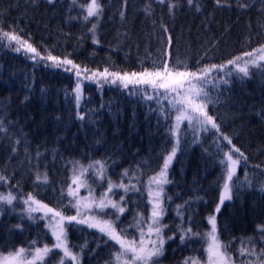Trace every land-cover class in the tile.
Returning a JSON list of instances; mask_svg holds the SVG:
<instances>
[{
    "label": "trees",
    "instance_id": "16d2710c",
    "mask_svg": "<svg viewBox=\"0 0 264 264\" xmlns=\"http://www.w3.org/2000/svg\"><path fill=\"white\" fill-rule=\"evenodd\" d=\"M34 1L38 4L54 7H58V5L64 7L65 5L66 8H74L75 6L72 0H64L63 2H53L48 0ZM78 1L79 0H76V2ZM81 1L85 2L88 0ZM138 1L141 2L142 0ZM199 1L204 3L206 0ZM199 1L193 0L191 5L187 4L192 13L194 11L196 14L201 13L200 10H202V7ZM207 1L212 3L219 2L222 3V5H225L224 3H226L224 0ZM99 2L103 6L104 10L102 16H104L103 18L105 19L106 11L103 0H99ZM54 3H57L58 5ZM154 4L156 6L165 7L168 15V5H177V2L165 0L164 3H160L159 0H154ZM236 4L242 6L246 5L245 12L257 19L260 24H264V0H236ZM128 5H124V7H128ZM147 5L146 2L144 4L145 13ZM197 8L200 10L197 11ZM174 11L175 8L172 10V13ZM121 12H118L120 18H122ZM224 12L229 11L224 10ZM123 13L124 17L122 19H124L127 24V30L121 34V38L124 41L121 47H116L113 44H110L114 49L112 52L105 46V49L109 54L105 60L98 61L106 62L103 64L104 66L95 65L96 60L86 52L85 55L89 58V61L82 65L83 68L87 70L108 69V71L140 72L145 69L155 70L157 64H159V67L162 69V61H167L170 67L174 65L177 66V71L196 70L197 68L212 65H225L224 68L214 69L212 71V75L217 74L223 79L218 85L206 89L210 92V98L213 100V103L208 106L207 110L219 125L220 132L227 135L231 141L237 145L236 147L247 157L246 163L241 160V163L237 167V172L243 177L236 176L234 181L231 182V184L234 185L232 187L233 191L231 190L233 199L237 200L240 197H244L245 195L241 193V191H250L253 193V197L247 198L243 201V209H241V205H237L236 203L225 202L217 214L218 232L222 243L230 245L228 252L234 260L236 258L239 264H249V262L255 264L259 258L255 255L248 254L247 250L254 249L257 253L264 250V172L259 176H255L252 171H263L262 169H264V165L259 166L257 161L264 162V160L254 156L250 151V148L253 144H257L258 147L264 151V132L261 129H243L242 132H240L239 127H236L233 124L241 125V121L246 118L243 117V114L253 112L249 106L250 103V105L254 106L256 111H260L257 115L258 117L264 116V64L259 63L258 65L257 63L256 66L248 70L249 75L244 76L233 69L234 66H238L237 64L228 66L227 61H229V57L239 56L244 52H252L253 49H258L260 44H258L257 41H259L261 37L264 39V31H262L261 28L251 30L250 33L254 36L252 38V44H250V41H243L239 42L236 47L229 34L218 29L213 32V34H216L219 39L217 44L212 48L213 51L206 50L202 52L198 58H196L197 55L191 58H186L185 56L176 53L174 43L171 45L167 43V33L172 35L169 23H165V26L168 29L167 32H164L162 27H157V32H153L141 26V23L135 17L134 5L132 6L131 12L127 13L125 11ZM229 13L222 14L224 16L223 18L219 14L222 18V23L226 24L230 21L231 14ZM181 17L183 18V16ZM172 18L173 16L170 20ZM31 27L32 29H29ZM19 29L20 26L18 25L14 28L9 25L6 27L0 24V31L12 33L18 36L21 40L24 36L22 35V37L19 35ZM36 29L39 32L38 24L25 27L23 28V31L27 33L29 31H36ZM88 32H90L89 29ZM96 33L97 32L95 31V36H97ZM2 34L4 35V33H0V40H2V45L0 46V60L4 61L0 68L3 71L0 73V138L3 143L0 145V149L5 152L0 155V175L5 176L7 180L6 183H0V194L8 195L9 193H12L18 198V196L31 193L33 196L46 202L54 211L72 214L73 211H75L72 197L69 194L72 182V168L78 166V164L90 165L94 159L101 157V161L105 162V165L107 166V174L110 176L111 180H120L121 183L128 181V183L124 184L127 186L131 182L135 183L132 191L133 195L129 196V194H126L124 197L125 212L122 215L123 220H125L124 226L126 227L128 224L134 225L137 218H142L144 221L143 227H146L147 215L150 210V205L147 201L146 186L143 187V184H141L139 179L141 176L136 174V171L130 168V164L135 162L128 163L126 157L129 155L122 154V150L124 143L128 139L127 136H130L133 133L135 134V131L128 134L129 126L133 123V128L136 129L139 124L140 115H143V120L152 122L151 125H148V129H150L148 132L149 134L153 133L156 135V133H162V130L165 132V134L162 133L163 138H161V140L166 144V149L152 147L148 152L150 151L164 160L166 154L170 151L172 144H177V140H175L173 135L169 132V128L172 126L171 119L173 113L160 103L157 91L152 85L148 84L136 85L135 87L133 85H128V87H124L121 82L117 81L116 83H112V80H107V82L104 81L106 82L105 84L95 88L91 83L83 82L84 97L80 106L82 114L80 117H77L74 115V110L77 108L74 101V86L77 80L76 75L71 69V71L66 70V68L68 69L70 66L62 65L60 68H55L51 66L52 62L47 61L49 55L59 57L61 53H67L71 60L73 58V60L80 65L81 61L79 60V56L74 54L70 55L66 49V47H75L72 45H64L54 48L51 51H45L42 49L39 52L40 57H43V59L39 58L33 60L29 57L28 51L24 47H21L20 43L17 41H11L9 37L8 39L3 38ZM36 34H38L37 31ZM82 34L93 36L92 32ZM136 42L137 48H135ZM17 49H19V51H17ZM217 51H221V54ZM30 60L33 61V63L27 68ZM230 84H233L234 87H236L235 89H249L245 92H240L241 94L230 88L228 92H219L220 88L230 87ZM39 90L42 91L38 96L37 93ZM232 91H234L233 95H235L236 98L242 96L243 102L238 105V109L234 110L232 115H229L235 120L227 121L224 119V115L219 113L218 105H230L229 100L226 99L225 95L230 94ZM150 96L152 99H148ZM36 97L43 98L39 99ZM30 99L33 102L32 105H30L32 111L36 108L42 109V107H44L43 111L46 113L48 112L51 117L53 116L52 111L57 114H64L67 110H70L69 115L72 118V122L68 125L72 129L73 139L82 150L81 158H79L80 162L69 155L66 166L62 169L65 171H60L58 175H54L52 178L48 176V173L47 183H45L43 179L45 173L39 174L41 179L37 181V174H34L32 168L27 164H25L27 170H7L4 168L9 160L14 159L21 154L20 152L23 151L22 149L27 144L31 145L32 143L37 142L45 145L39 150L32 147H25L27 150H29L28 148L33 149L29 150L31 153H22L27 154L29 158H32L33 156L42 157V154H45L46 152L54 151L49 154L51 156L56 155L57 153V149L49 148V143L47 144L43 141L45 139L44 135H42L44 127L42 128L41 125L37 123H35V125L30 123L29 120L31 116H29V111L20 114L17 110L19 102L27 100L25 101L27 104ZM120 100H122V102H120ZM124 107L131 109L133 114L123 113L122 109ZM167 107L169 106L167 105ZM166 113H168L167 117ZM112 117L115 120H119L121 124L124 123V126L122 127L124 133L123 137L120 140V144L116 143L118 148L113 149L109 147V143L104 145L105 141L109 140L110 135H106L103 131L105 122ZM91 120L97 124L96 129H94V132L97 134L92 137L89 136V138H77L76 134L80 131L77 127L84 126ZM73 123L78 124V126H71ZM20 124H22V128L25 129V132H21L23 134H18L17 132V126L19 127ZM234 134L242 137L243 142H239L237 138L234 137ZM41 140L43 142H41ZM217 140H223V137L217 133L216 130H209L199 138H196L191 134H187L182 138L179 137V146L177 145L178 152L173 164H176V166L186 175V172L189 169V167L186 166L187 160L193 154L186 151L185 145L190 143L191 145L196 144L206 146L208 145V142ZM5 143L9 144L6 148ZM221 145L223 146L222 148ZM227 146L228 145L226 144L218 143L215 150L213 149V151H210V155L213 157L212 160L217 164L216 169L213 167L210 170L214 169L218 171V178L213 175L217 181L208 182V178H204L201 172L195 179L202 180L203 183L196 187L192 192L188 190H182L180 192L171 191V188L166 185L164 192L166 206L164 208L165 214L162 222L163 225H167L168 227L163 228V235H168L172 237V239L165 242V245L163 246L164 254L160 259H156L157 264H184L186 259L187 264H190L189 260L192 256L196 259L203 258L205 249L204 251L200 249L197 250L195 247L188 244L189 240H192L193 242H195L196 239H199L201 242H203V240H201L199 236H188L185 242L182 243L181 235L184 234V230L189 228L192 233L200 234H203V231L207 230V216L199 215L198 209L210 208V212H212L218 202V199L206 200V198L207 196H212L214 194H217V197L219 196L220 184L223 181L221 173L224 170L219 162L222 160L223 150ZM149 153L146 151L147 155H144L148 156ZM236 156L238 158V154H236ZM125 170H127V175H123ZM194 171L199 173L197 170ZM157 172L158 170L156 173ZM129 175H132L133 178L128 179ZM143 178L144 181L147 182L149 177ZM120 191L123 193L122 190H116L114 192L116 197L121 195ZM179 196L185 199V203H182V205L176 201ZM17 198L15 200H17ZM15 200L12 205L0 201V240H2L0 241V252L13 251L21 246L39 247L50 245L53 239L44 222L36 216L30 218ZM64 206H68L67 210H65ZM178 206H183L179 210L180 215H178L177 211ZM230 212H237L238 216L236 217L238 218H233V220H231L228 217ZM259 218H261V220L255 223V219ZM65 222L68 223L67 221ZM233 227L236 229L248 228L250 230V236L247 234L242 235V232H240L241 236L237 235ZM136 231L137 228L135 227L134 232ZM256 231H259V233H256ZM67 234L70 247L79 253L81 258L79 264H105V262L108 261V255L110 253L113 255V253L115 254L117 252L116 242L96 229L87 228L84 225L82 226L72 222L71 226H67ZM105 241H107V243H105ZM175 241L180 250L175 246ZM85 244L86 246L82 248L81 246ZM241 249L246 250L243 256L240 255ZM103 251L106 252L103 253ZM178 251H185L188 254L181 256ZM177 253L179 255H177ZM58 259L59 252L53 251L43 264H57Z\"/></svg>",
    "mask_w": 264,
    "mask_h": 264
},
{
    "label": "bare ground",
    "instance_id": "6f19581e",
    "mask_svg": "<svg viewBox=\"0 0 264 264\" xmlns=\"http://www.w3.org/2000/svg\"><path fill=\"white\" fill-rule=\"evenodd\" d=\"M51 1L63 2L64 0ZM170 1L177 2L178 6L175 7V11L172 14L167 15L165 7L156 6L154 4V0H142L141 2L138 0H103L106 11L105 19L101 14L99 21H97L95 18H89V21H85L83 18L87 14L86 5L90 2V0L85 2H82L81 0L76 2V0H72L75 5L74 8H66L65 5L64 7L59 6L57 3L54 4L58 5V7L47 6L44 4H38L34 0H0V24L6 27L7 25H9L14 28H16L17 25L20 26L19 35L24 36L21 41H27L34 48H36L37 52L39 53V57H37L36 59L40 58L39 51L42 49H44L45 51H51L54 48H58L64 45H72L75 48L66 47L67 52L70 55L74 54L76 56H79L81 64H86L89 61V58L85 55L87 52L93 59L96 60L95 65L97 66H104L103 64L106 63L98 62L105 60L109 54L105 49V46L106 48H108V50L113 52L114 49L110 44H113L116 47H121V45L123 44L124 41L121 38V34L122 32H125V30H127V24L124 19L120 18L119 13L121 11H126L127 13L131 12L133 5L135 8V17L141 23L142 27H145L146 29H149L153 32H157V27H161V25L165 26V23H169L172 35H170L169 33H167V35L168 37L171 36L172 38L171 44L174 43L175 50L178 55H183L186 58H191L195 55H197L196 58H198L202 52L206 50H212L214 45L219 41L216 34H213V32L218 29L222 30L224 33L229 34V36L233 39V44L236 47L239 42L243 41H250V44H252V38L254 36L250 33L251 30L261 28L262 31H264V24H260L257 19L247 14L245 12L246 5H237L236 0H224L226 2L224 3L225 5H222V3L219 2L212 3L207 0L204 3L199 0H195L199 1L202 7V10H200L201 13L198 14H196L195 11L192 13L187 5V0ZM146 2L148 5L146 9L147 11L145 13L144 4ZM124 5H128V7H124ZM224 10L229 11L230 13L224 12ZM224 13L231 14L230 21L226 24L221 22L222 18L224 17L222 14ZM219 14L222 18L219 16ZM172 16L173 18L170 20ZM181 16H183V18ZM32 24H38L40 33L37 29L36 31L38 34H36V31H29L27 33L23 31V28L33 26ZM93 24H96L95 31L97 32V36H95V39L98 41V43H93V36L89 34H82L90 33L91 31L88 32V29H91ZM29 29H32V27ZM257 43L260 45L264 44L263 37H261L260 40L257 41ZM24 48L26 49V47ZM135 48H137V42ZM217 52L221 54V51ZM244 53L239 56L229 57V60H233L236 57H242V59L237 63V65H241L245 63L249 58L243 57ZM258 54L260 53H256L253 56ZM28 55L29 57H31V59H33L32 57L34 54L28 52ZM62 57H68V54L61 53L59 55V58L61 59ZM3 61L4 60H0V68L3 65ZM32 63L33 61L30 60L28 62L27 68H29ZM148 70L154 71V69ZM2 72L3 71L0 69V73ZM239 79L245 80L243 78ZM229 88L237 93L245 92L249 89H235L236 87H234L233 84H230V87L220 88L219 92H228ZM41 91L42 90H39V92L37 93L38 96L40 95ZM234 91L230 92V94L225 95L226 99L229 100L230 105H218V110L220 111L219 113L221 115H224V119H226L227 121L235 120L229 115H232L233 111L238 109V105L243 102L242 96L236 98V96L233 95ZM43 97L36 98L42 99ZM122 100H120V102H122ZM25 101L18 103V112L22 114L29 111V116H31L29 120L30 123L32 125H35V123H37L41 125L42 128L44 127L42 135H44L45 139L43 141H45L47 144L49 143V148L57 149V153L56 155L51 156L49 154L53 153L54 151L46 152L45 154H42V157L33 156L32 158H29L27 154H22L24 152L31 153L29 152V150L25 149L20 152V155L12 160H9L4 168L7 170H27V167L25 166V164H27L30 168H32L34 174L49 173L48 176L52 178L54 175H58L60 171H65L62 169L66 166L69 155L80 162L79 158H81L82 150L78 147L76 141L73 139L72 129L68 125L72 122V118L69 115L70 110H67L64 114H57L52 111L53 116L51 117L48 112L46 113L45 111H43L44 107H42V109L36 108L34 109V111H32L30 105H32L33 102L31 101V99L27 104L25 103ZM250 104L249 106L251 107L253 112H247L243 114V117L246 118L241 121V125H233L239 127L240 132H242L243 129H261L264 132V128H261L264 127V116L258 117L257 115L260 113V111H256L254 109V106ZM122 112L125 114H133V111L128 107H124L122 109ZM81 114V107L74 110V115H76L77 117H80ZM151 124V121L143 120V115H140L137 128H133V123L129 126L128 134L132 131H135V134L133 133L132 135L127 136L128 139L124 143L122 150V154L129 155L126 157V161L128 163L135 162L133 164H130V168L135 170L136 174L140 175L141 178L156 174V171L160 170L164 161L160 156L152 152H150L148 156H146V151L148 153V150L152 147L166 149V144L161 140L165 132L162 130L163 134H149L148 132L150 129H148V125ZM71 126L77 127L78 124L73 123ZM96 126L97 124L92 120L84 126H78L77 128L80 131H78V133L76 134L77 138H89V136L92 137L96 135L97 133L94 132ZM123 126L124 123L121 124L119 120H115L113 117L105 122L103 131L106 135H110V138L108 141H105L104 145H107L109 143V147L111 149L118 148L116 146V143L120 144V140L123 137ZM22 127V124H20L19 127L17 126L18 134H20L21 132H25V129H23ZM234 137L237 138L239 142H243L242 137L235 134ZM43 141L41 140V142ZM2 143L3 142L0 138V145H2ZM222 143L229 146H237L233 141H231V144H228V142L225 140H219V144ZM217 144V141H211L208 142V145L206 146L196 144L191 145L190 143H187L185 145L186 151L193 154L187 160L186 166H188L189 169L187 170L185 175L180 170V168L176 166V164H169L168 176L170 177H167V180L169 181L167 184L171 188V191L180 192L182 190H188L192 192L196 187L200 186L203 183L202 180L195 179L201 172L204 178H208V182L217 181V179L213 177V175L218 178V171L214 169L210 170L213 167L215 169L217 168V164L214 163V160H212L213 157L210 155V151H213V149L215 150ZM44 146V144H39L36 142L32 143L31 145L27 144L24 146V148L32 147L39 150ZM250 151L254 156H257L264 160V151L261 150L257 144H253V146H251L250 148ZM4 152V150L0 149V155H2ZM101 160L102 158L98 157L94 159L91 164H95L96 161ZM257 163L259 166L264 165V162L261 161H257ZM194 170L199 171V173L195 172ZM262 170L263 171H252V173L255 176H259L264 172V169ZM236 176L243 177L238 172L236 173ZM223 183L224 181H222V183L220 184L219 196L217 197V194L207 196L206 200H220V194L223 190ZM231 190L233 191L232 187ZM231 193L232 192L230 191V194ZM241 193H243L245 196L234 200L232 195V198L230 200H227V202H233L237 205H241V209H243V201L247 198H252L253 193H251L250 191H241ZM176 201L180 205H182V203H185V199H183V197L181 196L177 197ZM210 213V208L198 209V214L201 216H209ZM236 216H238L237 212H230L228 214V217L231 220H233V218H238ZM260 220L261 218L255 219L254 222L257 223ZM150 223L151 220H147V224L149 225ZM148 225L145 227L146 230L148 229ZM45 226L47 227L46 224ZM233 229L235 230L237 235H240V232H242V235L247 234L248 236H250V230L248 228L236 229L233 227ZM208 232V230H204L203 234ZM256 233H259V231H256ZM162 237L164 238L165 242L169 241L168 237L170 236L162 235ZM195 242L189 240L188 244L195 247L197 250L200 249L203 251L204 249L206 251L207 246H209L208 243H206L205 241L201 242L199 239H196ZM175 246L178 248V250H180L176 241ZM70 250L73 253H78L71 247ZM178 252L181 256H185L188 254L185 251ZM179 254L177 253V255ZM230 257L232 258V262H234L233 264H239L236 258L234 260L232 256Z\"/></svg>",
    "mask_w": 264,
    "mask_h": 264
},
{
    "label": "snow or ice",
    "instance_id": "6c2138e0",
    "mask_svg": "<svg viewBox=\"0 0 264 264\" xmlns=\"http://www.w3.org/2000/svg\"><path fill=\"white\" fill-rule=\"evenodd\" d=\"M160 3H164L165 0H159ZM187 3L191 5L193 0H187ZM176 4H169V14H172V10L177 7ZM103 6L99 2V0H90V2L86 5V16L83 18L85 21H89V18H95L99 21L100 16L103 12ZM200 9L197 8V11ZM147 11V10H146ZM121 17H124V13L121 12ZM164 32H167L168 29L161 25ZM95 29L96 24H93L92 28L89 29L93 33V43H98L95 39ZM5 36H8L11 41H17L21 44V47H26V50L33 55V59L39 57V53L37 52L36 48H34L31 44L27 41H21L20 38L12 33H4ZM172 38L171 36L168 37L167 43L171 45ZM0 44H2V40H0ZM10 46V45H9ZM19 51V49H17ZM256 53H264V44H261L258 49H253L252 52H246L243 54V57H252ZM43 59V57H40ZM242 57H236L233 60L227 61L228 65L237 64ZM259 59L264 60V55H260ZM47 61L52 62L51 66L55 68H60L62 65L65 66H72L73 68L77 69L76 76L78 79L75 93L76 99L79 103L80 100V83L79 78L81 76V71L79 70V65H75L71 59L65 58L63 61L60 60L59 57L49 55L47 57ZM163 68L159 67V64L155 66L154 71H149L145 69L141 72H131V73H124L121 75L120 73H109L108 69H105L103 73H94L92 77H87L88 79H96L97 76L100 77L101 80H107L110 77H115L112 80V83H116L120 81L123 83L124 87H128L129 84H132L134 87L136 85H152L154 89L157 91V95L159 96V89L163 88L165 90V94H167L170 90H177V86H182L184 83H188L189 85H193L188 89L184 90L186 95L176 99L175 101H170V105L174 108L178 115L175 117L176 123L173 126H170L169 132L171 135L176 136L177 133L180 131V122L182 120H187L189 122V126L191 127L193 124L197 125L199 128H202L204 131H208V126L210 125L211 129H215L217 133H219L223 140L227 141L228 144H231V139L220 132L219 125L215 122V119L212 115L208 113L206 110L210 104L213 103V100L210 98V92L206 90L204 87H196L195 84L203 85L209 82V73L212 69H219L224 68L225 65H212L209 67H204L198 69L196 72L192 71H177V66H169L167 61H162ZM199 63V62H198ZM248 63V62H246ZM251 63H255V61H251ZM187 67V66H185ZM67 70V69H66ZM87 69H85V73ZM238 72L243 73L244 76H248V68L247 67H240L238 68ZM163 81V83H161ZM226 82V81H225ZM148 99H152V97H148ZM200 101V102H197ZM168 113H166L167 117ZM217 143L219 141L217 140ZM179 144V138H177V145ZM223 146L221 145V148ZM15 151V149H14ZM176 147L174 146L171 150V153L164 158L163 165L160 168V171L156 174L155 177L152 178L155 185L160 188L159 192L155 193V199L153 201V207L151 212V223L148 226L147 236L149 237L148 241L145 242V233L143 230L144 221L142 218H137L136 223L132 225V227H136L140 231L141 239L139 242L136 241H126L121 238L120 233H127V229H120V233L116 231L114 224L116 221L120 219L119 215L115 213H111L112 215H116V221H104V220H97L95 217H90L89 219H80L78 220L76 216L65 217L62 216L60 212L54 211L52 208H49L47 205L41 204L40 201L36 200L34 196L29 193L27 199L24 201L25 204H29L31 202L32 205H37V207L29 206L28 212L29 217H31V213L39 210L40 208L46 209L45 215L47 216L48 213L52 214V235L55 237L56 244L54 246L55 249H62L65 258H71L73 261H77V256L72 253L70 247L67 242V232L65 231L66 226H71L72 222H76V224H87L89 228H98L101 233L107 235L111 240L115 241L119 244V250L114 254L115 256V264H157L156 258L162 256L163 252V245L165 243L164 238L162 237V230L163 228L168 227L167 225H161V218L164 215V209L160 202V196L163 191V185L167 184L169 181L167 180L168 174V166L171 163L173 156L175 155ZM233 153L239 154L238 158L233 159ZM225 160H221L219 163L224 168L221 173V178L223 179V190L220 194V202L223 203L225 200H230L232 197L230 195L231 187L233 184L230 182L234 181L236 178L237 173V165L241 163L243 160L245 163L247 161V157L244 155L243 152L239 148H236L234 145L228 152L223 153ZM96 165H100V175L103 178V173L105 171L104 164L100 161L95 162ZM226 165V166H225ZM89 168L94 167L93 164L88 166ZM258 167V166H257ZM123 175H127V170ZM40 175L37 174V181H39ZM44 182L47 183V174L44 175ZM7 178L3 175H0V183H6ZM73 183H77L76 179L74 178ZM39 186V185H37ZM81 187L86 185L80 184ZM114 187H122L125 191H128V186L124 184L115 185L111 181H109V192H111L112 188ZM91 192V189H90ZM70 195L75 196L76 193L70 191ZM105 196L107 193L104 194ZM151 195V194H150ZM17 197L14 196L12 193L8 195L0 194V201L6 202L9 205L13 204V201ZM123 200V197H121ZM77 207L78 214L80 205H73ZM68 206H64L65 210H67ZM86 208H95L99 210L101 215H109L110 213L105 212L106 208H118L119 213H124L125 209L118 207L115 202L108 201L105 203L103 200L99 204H91L85 205ZM183 206H178V215H180V208ZM217 211H219V205L217 206ZM67 221V225L65 224ZM208 223L211 225V230L208 233L200 234V233H192L191 229L184 230V234L181 235L182 243L188 238V236H199L201 240L208 243V251L210 253V259L213 261V264H233L232 258L228 255V250L230 245L222 244L219 240V236L217 234V222L216 216L212 215L208 218ZM156 236L155 240L150 239L152 235ZM168 239H172V237H168ZM36 243V242H33ZM107 243V241H105ZM85 245L81 246L82 248ZM24 249L18 250L15 254H10L9 257L5 258L6 264H23L22 261L19 260V257L24 254ZM50 250L47 246L42 250L37 248L35 253V260L42 261L46 256H49ZM245 249H241L240 255L243 256L245 254ZM248 254L255 255L259 259L255 262V264H264V250L257 253L254 249L247 250ZM130 254V257H129ZM28 264H33L32 261H29ZM61 264H64V260H61ZM105 264H113V262L106 261ZM184 264H187V259L185 260ZM195 264V262H194ZM252 264V262H249Z\"/></svg>",
    "mask_w": 264,
    "mask_h": 264
},
{
    "label": "rangeland",
    "instance_id": "374dc122",
    "mask_svg": "<svg viewBox=\"0 0 264 264\" xmlns=\"http://www.w3.org/2000/svg\"><path fill=\"white\" fill-rule=\"evenodd\" d=\"M0 33H5L4 31H0ZM8 33V32H6ZM4 38V37H3ZM2 44H0L1 46ZM260 55H264V53H261L259 55H256L250 59H248L246 62L248 63H243L241 65H238L236 66L237 68H240L241 66H244V67H247L248 69L255 66L257 63L259 62H264V60H261L259 59ZM65 58H68V57H62L60 60L63 61ZM68 59H71L70 57ZM72 61L75 65H79L77 64L73 58H72ZM251 61H255V63H251ZM83 64H80L79 66V70L81 71V76L79 78V83H80V100H79V103L77 102V99H76V93H75V103H76V106L79 108L80 106V103H81V100H82V97H83V87H82V83L83 82H88V83H91L95 88H98L100 85H103L107 82V80L109 79H115V77H110L109 79L107 80H101L99 76L96 77V79H88L87 77H92L94 73H103L104 70L102 69H88L87 72L85 73V68H83L82 66ZM65 66V65H64ZM82 66V67H81ZM89 68V67H87ZM67 69V68H66ZM76 75V71L77 69L73 68L70 66V68H68L67 70L71 71ZM214 69H212L213 71ZM143 71V70H142ZM212 71L209 73V82L203 84V85H200V84H195L196 87H204L205 89L209 88L210 86H213L214 84L216 83H219L223 78L221 76H218V77H212ZM141 72V71H140ZM192 72H196V71H192ZM109 73H120L121 75H123L124 73H131V72H119V71H112V72H109ZM76 79H77V76H76ZM106 81V82H104ZM77 82H78V79L76 80V83L75 85H77ZM120 82V81H119ZM122 83V82H121ZM161 83H163V81H161ZM183 87L185 86V88L182 87V90H180V87H178V89L180 91H177L175 92V90H171L173 93H170V95L172 96V101H175L176 99L186 95V92L184 90L188 89L189 87H192L193 85H189L187 82L184 83L182 85ZM75 89H76V86H75ZM75 92V91H74ZM175 92V93H174ZM168 96V94H166ZM178 115V112H176L175 114V117ZM175 117H174V125L176 123V120H175ZM183 125H187L189 126V122L187 120H182L180 122V128L183 126ZM190 127V126H189ZM191 128L195 129V130H200L202 128H199L197 125L193 124L191 126ZM6 144V143H5ZM9 144H6L5 148L8 147ZM232 148V147H231ZM230 148V149H231ZM26 148H23L22 150H25ZM29 150H33L31 148H28ZM230 149H228L226 152H228ZM150 152V151H149ZM148 152V153H149ZM226 158V157H225ZM236 156L234 155L233 153V159H235ZM86 165H89V164H86ZM86 165H83V164H78V166H74L72 168V186L71 188L69 189V193L70 191L73 192V193H76L75 196H73V199L72 200H75V205H80V208H79V214H78V209L77 207H75V211H76V214L75 216L77 217L78 220L80 219H89L90 217H95L97 220H104V221H116V215H119L120 216V219L118 221H116V223L114 224V227L116 228V231L118 233H120V229H127V233L124 234V233H120L121 234V237L122 239L126 240V241H136V242H139L140 239H141V236H140V231L137 229L136 232H134V229L135 227H132V224H128L126 227L124 226V222L125 220H123L122 218V215L123 213H119L118 211V208H106L105 209V212L107 213H110L109 215H101L99 213V210L98 209H95V208H86L84 207L85 205H91V204H99L102 200L107 203L108 201H112V202H115L118 207H121L123 208L124 205H125V200H121V198H117L115 197L114 194H112L115 190H123L124 188L122 187H114L112 188L111 192H109V187L107 185H104V184H101L99 186H95V188L93 190H91V192H97V194L95 195H92L90 193V190H89V187L87 186L88 184H90V182H87V178H86V175H84L85 173L87 172H94L96 173V178H100L101 175H100V165H94V167L92 168H89L88 166L85 167ZM169 168V167H168ZM107 172V167H106V170ZM158 173V172H157ZM152 178L156 176V174H153L150 175ZM150 176H147L149 177L147 182L144 181V178H139L140 181H141V184H143V187L146 186V193H147V201L150 203V208L152 209L153 207V201L155 199V193L156 192H159L160 191V188H158L155 183L153 182L152 178ZM167 177H168V174H167ZM74 178L76 179L77 183H73V180ZM133 176L132 175H129L128 176V179H132ZM151 178V179H150ZM150 179V180H149ZM125 183H128V181H126ZM125 183H122V184H125ZM80 184H84L86 186L84 187H81ZM115 185H119L121 184V181L120 180H115L114 182ZM166 185L168 184H164L163 185V191L161 193V196H160V202L163 206V209L165 208L166 206V201H165V197H164V192H165V187ZM85 192V193H84ZM83 193V194H82ZM107 193V195L105 196L104 194ZM126 194H129V196H132L133 195V192L130 190V191H126ZM151 194V195H150ZM20 196H18L19 198ZM34 198L38 201L41 202V204H44V205H47L45 202L41 201L40 199L36 198L34 196ZM27 199V197L25 198V200ZM127 200V199H126ZM226 201V200H225ZM224 201V202H225ZM223 203L220 202V200L217 202L216 204V207H215V210L214 212H212L208 218L212 215H215L216 216V212H217V206L219 205V208L221 207ZM29 206L31 207H37V205H32L31 202H29V204H26L25 205V210L27 213L28 212V208ZM48 206V205H47ZM49 207V206H48ZM50 208V207H49ZM33 213H37L40 217H42L44 220H45V223L47 225V228L48 230L50 231L51 235H52V228H51V224H52V214L51 213H48L47 216L45 215L46 213V209H42L40 208L39 210L33 212ZM111 213H115L116 215H112ZM164 214H165V210H164ZM62 216H65L67 217L66 215L64 214H61ZM150 218V210H149V214L147 215V220H149ZM164 218V215L163 217L161 218V222H162V219ZM217 218H218V215H217ZM147 220H146V223H147ZM66 223V222H65ZM74 224H76V222L73 221ZM67 225V223H66ZM78 225H84L85 227L89 228L87 224H78ZM207 226L209 227V229L207 228V230L210 232L211 230V225L207 223ZM93 229H96L97 231H99L98 228H93ZM143 230H144V233H145V242L148 241L149 237L147 236V232H148V229L146 230L145 229V226L143 227ZM65 231H66V228H65ZM67 232V231H66ZM100 232V231H99ZM101 233V232H100ZM104 234V233H102ZM218 234V233H217ZM162 235H163V230H162ZM53 236V235H52ZM54 238V241L53 243H51L50 245H47V247L50 249V250H55V251H58L59 252V256H60V260L58 261L57 264H61V260L63 259L64 260V264H66V262H71L72 264H79L78 260L77 261H73L71 260V258H65L64 257V254H63V251L62 249H55L54 246L56 244V240H55V237ZM150 239L152 240H155L156 239V236L153 234ZM115 242V241H114ZM117 244V243H116ZM164 246V245H163ZM46 246H43V247H36V248H24V247H21V248H18L17 250L15 251H12L10 253H0V264H6V260L5 258L9 257L10 254H15L18 252V250L20 249H24V254H22L20 257H19V260L23 262V264H28L29 261H32L33 263H36V262H40V261H37L35 260V253H36V249L39 248V249H43L45 248ZM119 244H117V250H119ZM208 247L207 246V256H206V260L203 264H213V261L210 259V253L208 251ZM53 251H50V254L52 253ZM106 251H103V253H105ZM73 253V252H72ZM49 254V255H50ZM74 255L77 256V259H78V255L77 253H73ZM47 259H48V256H46ZM129 257H130V254H129ZM160 257H158V259H160ZM157 259V258H156ZM112 261L113 264H115V256H114V253L113 255L110 253L108 255V261ZM197 264L196 262V258L194 256H192V258L189 260V263L190 264Z\"/></svg>",
    "mask_w": 264,
    "mask_h": 264
}]
</instances>
